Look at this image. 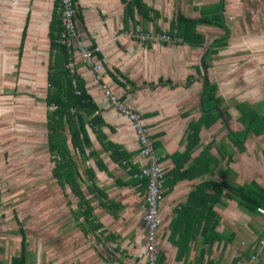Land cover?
I'll list each match as a JSON object with an SVG mask.
<instances>
[{
	"label": "crops",
	"instance_id": "0c3cea01",
	"mask_svg": "<svg viewBox=\"0 0 264 264\" xmlns=\"http://www.w3.org/2000/svg\"><path fill=\"white\" fill-rule=\"evenodd\" d=\"M219 1L142 0L159 14L155 25L161 32L169 31L170 23L178 14L189 19L211 17ZM53 3L54 0H0L1 68L9 66L13 71V68L17 70V67L23 69L31 65L30 59L26 57L21 67L17 66L18 60H12L27 18L26 45L23 51L28 58L31 51L39 52L45 48L49 51L47 34ZM263 3L264 0H224V19H240L248 24L252 34L254 28L250 26L251 20H261L256 12L264 8ZM76 6L83 16V23L76 20L79 32L88 46L93 43L97 47L103 74L87 68L81 63L80 56L75 54L76 73L85 81V88L99 108L106 129L109 131L108 126L112 129L109 133L105 132L107 139L127 152L134 153L133 160L136 162L139 146L134 131L129 122L110 106L102 86L110 88L120 98L124 97L123 102L132 105L142 114L151 137L158 143L156 152L164 177L168 172L175 173L171 156L185 151L193 124L202 117L200 92L207 69H203L201 58L206 55L208 45L223 33L222 30L204 24L197 25L196 32L204 38L202 46L178 42L144 45L131 39L130 31L138 30L140 25H133L131 21L124 25L125 6L120 0H77ZM134 19L139 21V16L134 14ZM147 28L153 30V25L148 23ZM252 35L263 37L260 33ZM210 38L212 40L207 44L206 40ZM114 69L139 88L131 91L129 84ZM110 73L128 85V89L117 84ZM208 73L211 74L209 70L207 76ZM22 79L21 82L27 85L26 79ZM159 80H162L161 84ZM209 81L215 82L214 78ZM150 83L153 85L150 86ZM214 84L217 85L215 97L220 99V106L224 105L220 109L225 111L227 107L224 117L228 126L217 120L209 128L201 127L197 139L190 141L189 158L183 169L201 153L200 162L205 166L196 167L197 171L191 169L184 177L173 179L172 185H166L165 179L162 183L163 201L159 210L160 264H242L259 252V241L264 233V215L260 211L264 209L260 207L254 214L245 212L231 197L232 193L226 185L237 188L254 182L264 190V133H251L242 146L233 145L227 138V127L231 132L243 130V124L239 121L240 114L238 116L235 111L237 104L228 101L229 97L234 98V94L230 93L228 98H224L220 95L222 88L217 82ZM255 103L258 107L251 108L256 112L260 110L258 114L264 115V97L252 102ZM232 104L235 107H231ZM12 133L15 135L14 131ZM17 148L19 151L20 147ZM29 153L27 149L25 159L29 158ZM9 159L12 160L6 155L5 160ZM106 160L104 164L109 175L97 168L93 171L95 176L103 175L115 185V191H111L117 200L108 193L106 195L109 200L119 203L121 208L118 211L109 210L107 216L97 220L96 213H102L93 210L90 220H95V224L59 222L55 218L61 209L54 206L57 196L55 187L58 184L52 174L53 163L50 170L45 167L50 179L48 190L40 197L44 205L51 203L45 210V219L40 222L37 231L25 232L17 211L11 212L12 217L8 215L5 224L0 226V264H11L12 258L19 256L21 250L26 254V264H145L147 243L143 222L144 189H140L144 183L136 178L139 173L128 174L123 165L113 163L107 155ZM112 169H115L114 173ZM130 178L132 181L128 182ZM205 181L222 183L225 187L218 199L219 193L214 194L208 190L206 194L212 195L215 200L208 201L209 209L204 213H198L197 210L192 213V217L186 213L184 206L188 207L189 197ZM84 183V186L91 184L87 179ZM97 187L102 189L101 186ZM58 188L62 190L59 185ZM65 195L66 190L63 197ZM45 224H52L55 228L53 235L46 231L48 227L46 229ZM204 226L210 229L207 238ZM33 240H36V254ZM261 252L257 260L261 256L259 263L264 264Z\"/></svg>",
	"mask_w": 264,
	"mask_h": 264
},
{
	"label": "trees",
	"instance_id": "16d2710c",
	"mask_svg": "<svg viewBox=\"0 0 264 264\" xmlns=\"http://www.w3.org/2000/svg\"><path fill=\"white\" fill-rule=\"evenodd\" d=\"M73 1L75 3L77 12L76 20L79 19L81 23H83V16L81 14L82 11L78 10L76 6L77 0ZM120 1L125 6L123 15L124 25L129 23V21H131L133 25H140V28L138 30H132L129 33L131 39L138 42L139 44L153 45L154 43L148 41L141 42L137 40L133 37V33L135 32H140L142 34H164L170 39L168 41H161L158 44L154 45L171 44L178 42L192 46H202L204 43V38L200 33L196 32L195 27L197 25L204 24L222 30L223 33L208 45L209 49L207 50L206 55L203 57V64L206 69V61L210 58V55L215 52V48L224 47V44L227 43V40L230 36V29L225 24L224 19V0H220L214 6V14L208 18L200 17L198 19H189L178 14L175 17L174 21L170 23V29L168 32H161L158 30V28H156L155 23L157 19H159V14L153 8L148 7L145 3H143L142 0ZM61 14L62 10H60V1L54 0L53 11L47 34L49 51L47 59L45 97V105L47 107L46 135L48 140L49 155L53 158L54 161L52 174L55 177L57 184L63 190L64 187L68 185L71 194L77 197V208H79L80 210L77 213V219L78 217L83 218L85 224L87 225L95 224V220H90V218H92L93 207L85 199V193L83 191V188H81V184L83 183L82 180L84 179V177H86V179L90 182L94 178V171L91 166L87 165V161L93 160L94 166L99 171L106 172L107 175L109 174L106 165L102 161L101 153L98 150H94L92 148L93 143L90 139L88 128H90L91 131L95 134V139L97 140L99 146L102 148V153L108 155V158L113 163L123 165L128 174L131 173L132 175V173H139L138 175L136 174V178L139 179L138 176L141 173L143 163H141L139 160H136V162L140 166L139 167L133 160L134 153H129L120 145L109 141L105 133L102 132V127L107 125L100 115L99 108L93 101L92 97L88 94L85 88V81L75 71L73 72V74H71L69 71V64L72 65L75 60L72 54L68 53L65 44L61 43L59 40L60 33L63 30L61 24ZM134 14L139 16V21L134 19ZM148 23H151L153 25V30H149L147 28ZM27 28L28 18L23 27L18 47L17 57L19 59L22 56ZM76 29L80 34L77 22ZM89 49L96 57L101 68H103L101 60H99L101 57L100 55H98L97 47L92 43L91 46H89ZM83 64L85 65V63ZM87 68H90L94 71V66ZM114 71L125 81V83L129 84V86L131 87V91L139 88L135 83L125 78L117 69H114ZM97 73L100 74L99 72ZM110 74L112 79L117 84L122 86L124 89L126 87V90L128 89V85L121 83L112 73ZM202 80L204 81L202 83V91L200 92V97L202 99V117L193 124L191 134L187 140L185 151L183 153H175L171 156L174 163L173 171H175V173L171 174L172 172H168L165 174V177L163 176L166 185H172L173 179H176L177 177H184L186 175V172L191 169H195V171H197L196 167L205 166L200 162V158L203 155V153H201L195 161L188 164V166L183 169L184 164L187 162L186 159L189 158L190 141L197 139V135L201 127L209 128L217 120H220L224 125L228 126L227 121L224 117L225 111L224 109H220V99L218 97H215L217 85L211 83L208 80L207 72L204 74ZM158 82L159 84H161L162 80H159ZM149 85L152 86L153 83H150ZM102 87L108 89V87ZM114 95L116 94L114 93ZM117 97L120 101L123 102L124 97ZM124 103L130 105L126 102ZM130 106L133 108L132 105ZM51 107H53V109H51ZM236 108L240 113L239 121L241 124H243V130L238 132H231L227 126L225 127H227L228 140L233 145L240 147L243 145V143L251 133H254L256 135L264 133V115L258 114L252 108H247L243 103H237ZM139 114L141 118L144 119L142 114ZM146 127L149 130V126L146 125ZM108 128L112 131L109 126ZM64 130H66V134H64ZM149 137L152 140L153 147L156 152V149H158V143L154 142L153 138L151 137V133L149 134ZM71 149H73L76 156H79L80 160L83 162L82 168H80L79 162H76L77 160L72 155ZM156 154L158 153L156 152ZM157 158L158 162H160L158 155ZM139 180L144 183V185H141L140 189L145 190L146 179ZM131 181L132 179L130 178L128 182ZM223 187L225 186L222 183H213L210 181L202 182L200 185H198L197 190H195L189 197L188 207L184 206V210L192 217V213L197 210L198 213H204L205 210L209 209L208 201L215 200L212 195L206 194L207 191L209 190V192H212L214 194L219 193L217 195L218 199V197L222 193ZM85 188L87 189L86 193H90L92 196L97 198L100 207L104 208L105 210L109 211L113 209L115 211H118L121 208L119 203L109 200L106 193L102 191V189L95 186L93 183L91 185L85 186ZM226 188L231 191V197L237 201L238 206L242 210H246L245 212L254 214V212L257 211L258 208L261 207L262 209H264V190L256 183L252 182L250 184L237 188L226 185ZM203 229L205 230V236L207 238L210 234L209 226H204ZM25 257L26 254L24 250H21L19 256L12 258L11 264H26Z\"/></svg>",
	"mask_w": 264,
	"mask_h": 264
},
{
	"label": "rangeland",
	"instance_id": "374dc122",
	"mask_svg": "<svg viewBox=\"0 0 264 264\" xmlns=\"http://www.w3.org/2000/svg\"><path fill=\"white\" fill-rule=\"evenodd\" d=\"M256 13H258L261 20H251L250 26L254 28L252 34L260 33L263 37L260 38L259 36L250 34L247 23L240 21V19L237 20L235 17L227 16L229 18L225 20V24L231 30L227 43L224 44V47H216L215 52L206 61V72L208 70L211 72V74L208 73V76L210 79L214 78V81L222 88L220 95L228 98L230 93L234 94V98H228L229 103L237 104L241 102L247 108H251L252 106L257 108L258 105L256 103L252 104V102H257L258 98L264 97V8L260 11L257 10ZM237 27L241 32H239ZM80 34L82 35L81 32ZM45 37L47 44V36ZM211 40L212 38L206 40V43L209 44ZM18 45L14 50L12 60L16 62L18 60L19 65L17 66L21 67V63L26 57L30 59L33 66L28 65V67L25 66L23 69L17 67V70L12 67L13 71H11L12 69L9 66L1 68V65L0 67V226L2 223L5 224L8 215L12 217L11 212L17 211V217L20 219V224L25 232H29L30 230L35 232L37 228H40V222L45 219L46 208L49 204L51 205L48 202L44 205L43 201L40 202V197L44 194V191L48 190L47 183L48 179H50V174L46 172V169L50 170L54 163L53 158L49 155L46 135L47 107L45 105V81L48 48L42 49L39 52L31 51L29 58L22 51V56L19 59L17 57ZM25 45L26 42L24 41V50ZM21 77L23 78L22 81L24 78L26 79L27 85L21 82ZM209 77L208 80H210ZM235 104L234 106L232 104L231 107H235ZM220 107H224V105ZM111 110L113 113L115 112L113 109ZM225 111H227V107ZM235 111L239 116V110L236 109ZM257 113H260V110ZM143 120L147 124L146 120ZM11 131H14L15 135ZM109 131L111 132L110 129ZM109 131L106 129V126L102 127L103 133H109ZM88 133L93 143L92 148L101 153L103 163L107 162L106 155L102 153V148L99 146L95 139V134L90 128H88ZM64 134H66V130H64ZM17 147H20L19 151ZM27 149L30 150V153L29 158L25 159ZM71 152L77 160L76 162H79L80 168H82L83 162L79 156H76L73 149H71ZM6 155L10 156L12 160L6 161ZM137 160L141 163L145 161L144 159H140L139 156ZM87 165L91 166L94 170L96 169L93 160H88ZM112 172L114 173L115 169H112ZM95 174L94 171V178L90 183L101 186L102 191L117 200V197L113 195L116 189L115 185L108 180L109 178L107 179L103 175L97 177ZM85 181L86 177L82 180L83 183L81 185L85 193V199L93 206L94 211L102 213H96L95 216L93 212L95 218L99 220L101 216H107L109 212L98 205L97 198L91 196L90 193H86ZM55 188L57 189V196L54 199V206L57 205L59 210L61 209L55 218L60 220L59 222L69 221L78 223V225L85 224L83 218L75 220L77 211H80L75 202H78V199L71 194L68 185L64 187V190L58 188V185ZM65 190L67 195L63 197ZM58 197H60L59 200ZM63 203L65 206H63ZM260 212L264 215V211ZM50 225L45 224L44 227L46 229L48 227L46 231L53 235L55 228L52 227V224ZM35 243L36 240H33L36 254ZM259 247V252L251 255L255 256L252 264H263V262L259 263L261 256L259 260L257 259L261 251V255H264V246ZM158 264L160 263L158 262Z\"/></svg>",
	"mask_w": 264,
	"mask_h": 264
},
{
	"label": "built area",
	"instance_id": "2783aa9c",
	"mask_svg": "<svg viewBox=\"0 0 264 264\" xmlns=\"http://www.w3.org/2000/svg\"><path fill=\"white\" fill-rule=\"evenodd\" d=\"M61 14V24L63 27L60 33V42L65 44L68 53L74 56L79 55L81 62L85 63L87 67L94 66V71L101 72L99 62L93 55L89 46L85 40L81 37V34L76 29V8L73 0H59ZM133 37L141 42H151L158 44L161 41L170 40L164 34H142L140 32L133 33ZM74 63L69 64V71L73 74ZM106 89V88H105ZM106 93L111 95V104L115 105L117 111L128 120L130 126L134 131V135L139 145V157L145 161L142 164L141 173L138 176L139 179H146L144 203H145V215L144 224L147 238V248L145 254V264H158V233L160 228L159 209L162 202V183L163 169L158 162V158L155 154L152 140L149 137V130L146 127L145 121L140 115L135 114L134 109L123 102L119 104V100L116 95L108 88ZM261 247L264 246V234L262 240L259 242ZM255 260V256H251L249 260L244 264H252Z\"/></svg>",
	"mask_w": 264,
	"mask_h": 264
},
{
	"label": "bare ground",
	"instance_id": "6f19581e",
	"mask_svg": "<svg viewBox=\"0 0 264 264\" xmlns=\"http://www.w3.org/2000/svg\"><path fill=\"white\" fill-rule=\"evenodd\" d=\"M73 58H74V60H75V62H74V66H73V68H72V70H73V72L75 71L76 72V68H75V66H77V61H76V59H75V57L73 56ZM71 68H69V70H70ZM103 88V87H102ZM103 91H104V94L106 95V97H107V99H108V101H109V104H110V106L121 116V117H123L118 111H117V108H116V106L115 105H113V104H111V95L110 94H107L106 93V89L105 88H103ZM119 104H123V102L122 101H120V100H118L117 101ZM135 114H138V115H140L139 113H137V111H133ZM124 118V117H123ZM127 120V119H126ZM128 121V120H127ZM130 125V124H129ZM131 127V126H130ZM132 128V127H131ZM133 130V129H132Z\"/></svg>",
	"mask_w": 264,
	"mask_h": 264
},
{
	"label": "clouds",
	"instance_id": "9594fccd",
	"mask_svg": "<svg viewBox=\"0 0 264 264\" xmlns=\"http://www.w3.org/2000/svg\"><path fill=\"white\" fill-rule=\"evenodd\" d=\"M77 18V17H76ZM90 69V68H89ZM100 74H103V70L101 71V72H99ZM150 132V131H149ZM136 138V137H135ZM138 143V142H137ZM139 146V145H138ZM139 149V148H138ZM155 154H156V152H155ZM156 156H157V154H156ZM159 164H160V162H159ZM160 166H161V164H160ZM162 167V166H161ZM163 169V168H162ZM164 171V170H163ZM144 192H145V190H144ZM162 201H163V193H162ZM162 203V202H161ZM160 207H161V205H160ZM144 208H145V203H144ZM160 210V209H159ZM144 215H145V212H144ZM144 218V217H143ZM160 220V219H159ZM143 222H144V219H143ZM160 224H161V222H160ZM144 227H145V224H144ZM159 231H160V228H159ZM264 234V233H263ZM145 238H146V231H145ZM160 238V236H159V233H158V244H157V246H158V262H159V239ZM262 238H263V236H262ZM262 238L260 239V241L262 240ZM259 241V242H260ZM146 243H147V238H146ZM260 246V245H259ZM247 261V260H246ZM242 264H244V263H242Z\"/></svg>",
	"mask_w": 264,
	"mask_h": 264
},
{
	"label": "water",
	"instance_id": "95a60500",
	"mask_svg": "<svg viewBox=\"0 0 264 264\" xmlns=\"http://www.w3.org/2000/svg\"><path fill=\"white\" fill-rule=\"evenodd\" d=\"M201 64H202L203 69H205L204 64H203V58H201Z\"/></svg>",
	"mask_w": 264,
	"mask_h": 264
}]
</instances>
